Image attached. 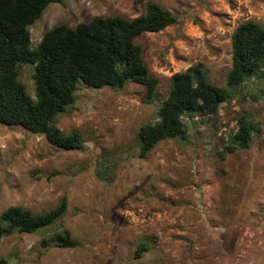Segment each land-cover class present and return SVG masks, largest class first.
Segmentation results:
<instances>
[{"label":"rangeland","instance_id":"rangeland-1","mask_svg":"<svg viewBox=\"0 0 264 264\" xmlns=\"http://www.w3.org/2000/svg\"><path fill=\"white\" fill-rule=\"evenodd\" d=\"M148 2L178 18L137 39L159 80L151 101L138 84L81 86L56 121L64 133H81V152L0 124V214L11 206L47 212L62 197L68 201L53 227L3 238L0 258L12 264H264V79L251 77L215 114L185 115L187 135L160 142L145 159L138 143L141 127L159 120L174 74L202 63L213 84L227 86L233 32L248 20L264 26V0H63L30 28L32 46L56 25L75 27L97 16L133 19ZM33 74V65L21 66L32 98ZM243 117L256 128L252 145L228 153ZM65 229L80 247L42 246Z\"/></svg>","mask_w":264,"mask_h":264},{"label":"trees","instance_id":"trees-1","mask_svg":"<svg viewBox=\"0 0 264 264\" xmlns=\"http://www.w3.org/2000/svg\"><path fill=\"white\" fill-rule=\"evenodd\" d=\"M62 1L0 0V124L11 130L43 135L60 150L81 152L85 149L81 133H64L56 126L57 118L76 102L81 86L102 90L138 84L146 88L147 101H151L157 95L159 80L150 75L137 39L145 33L165 30L176 24L178 18L161 5L148 2L144 13L133 19L97 16L75 27L56 25L33 47L30 28L51 4ZM231 43L232 65L226 87L213 84L202 63L171 77L169 94L158 111L159 120L139 131L141 159L160 142L185 137V115L215 114L222 103L232 101L234 90L243 87L251 77L264 79V26L251 20L241 23L233 32ZM24 64L34 66V98L20 80ZM255 131L252 120L240 119L239 130L232 136L227 152L249 148ZM59 174L53 172L51 176ZM67 208L65 196L55 209L47 212L11 206L0 214V241L16 233L47 230L66 215ZM80 245L66 229L42 240L43 247ZM144 247H139L138 258ZM0 264L12 263L0 258Z\"/></svg>","mask_w":264,"mask_h":264}]
</instances>
